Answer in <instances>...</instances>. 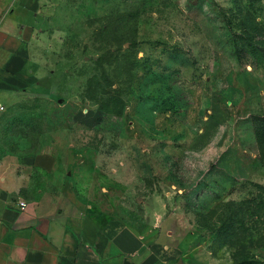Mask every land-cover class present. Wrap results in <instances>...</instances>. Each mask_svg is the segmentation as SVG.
Returning a JSON list of instances; mask_svg holds the SVG:
<instances>
[{
  "label": "rangeland",
  "instance_id": "374dc122",
  "mask_svg": "<svg viewBox=\"0 0 264 264\" xmlns=\"http://www.w3.org/2000/svg\"><path fill=\"white\" fill-rule=\"evenodd\" d=\"M44 3L37 91L0 92L17 202L151 228L176 264H264V0Z\"/></svg>",
  "mask_w": 264,
  "mask_h": 264
},
{
  "label": "crops",
  "instance_id": "0c3cea01",
  "mask_svg": "<svg viewBox=\"0 0 264 264\" xmlns=\"http://www.w3.org/2000/svg\"><path fill=\"white\" fill-rule=\"evenodd\" d=\"M44 4L0 0V92L27 96L37 91L31 55L42 36L36 19ZM35 164L43 171L52 161L44 154ZM18 171V162L0 161V264H176L151 228L85 207L53 215L39 214L27 202L21 209L18 193L27 187L28 176Z\"/></svg>",
  "mask_w": 264,
  "mask_h": 264
},
{
  "label": "built area",
  "instance_id": "2783aa9c",
  "mask_svg": "<svg viewBox=\"0 0 264 264\" xmlns=\"http://www.w3.org/2000/svg\"><path fill=\"white\" fill-rule=\"evenodd\" d=\"M19 205H20V208H21V209H25L26 206H27V203H26L25 201H21V202L19 203Z\"/></svg>",
  "mask_w": 264,
  "mask_h": 264
},
{
  "label": "trees",
  "instance_id": "16d2710c",
  "mask_svg": "<svg viewBox=\"0 0 264 264\" xmlns=\"http://www.w3.org/2000/svg\"><path fill=\"white\" fill-rule=\"evenodd\" d=\"M16 120L19 121V122H22L23 118H22V116H19V117L16 118Z\"/></svg>",
  "mask_w": 264,
  "mask_h": 264
}]
</instances>
